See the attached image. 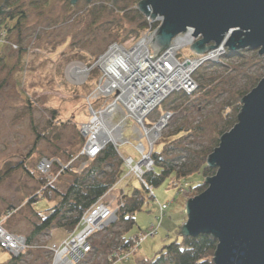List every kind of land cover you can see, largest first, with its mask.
<instances>
[{"label":"rangeland","instance_id":"1","mask_svg":"<svg viewBox=\"0 0 264 264\" xmlns=\"http://www.w3.org/2000/svg\"><path fill=\"white\" fill-rule=\"evenodd\" d=\"M136 1L114 0L110 4V0H78L73 6L68 0L7 3V9L23 15L20 26L8 33L16 49L0 46V220L7 212L15 211L2 223L7 231L27 238L33 224L38 223L36 215L45 218L59 201L57 194L50 193L49 199L43 196L45 184L40 189V178L35 172L40 157L56 158L62 166L69 167L53 183L61 192L73 173L81 168L84 160L76 159L81 146L77 130L88 118L85 99L95 88V73L100 72L93 68L86 79L77 83L69 78L67 71L72 66L83 67L93 62L114 43L129 49L137 41L141 20ZM7 22L12 28L13 21ZM189 47L182 48V58L195 56ZM263 77L264 57H259L256 51L244 50L239 57L225 56L200 66L194 74L198 89L193 98L169 96L147 118L146 123L152 125L165 111L173 113L154 145L156 154L164 152V161L159 164L187 168L198 160V154L214 149L220 133L231 129L224 123L221 107L237 96L238 91L248 93ZM133 127L127 122L124 137L136 143L135 137L132 138ZM120 149L123 154L138 159L130 147ZM19 163L22 166L16 168ZM113 163L114 167L105 166V171L118 167L116 161ZM119 168H122V182L107 200L110 198L115 204L123 194L126 204L129 198L137 196L132 195V188L142 193L143 188L134 178L125 177L126 170L121 165ZM155 168L159 170L156 165ZM55 173L56 169L52 174ZM199 178L200 174H194L189 180ZM169 181L153 188L156 198L144 201L126 235L133 237L145 232L156 221L158 203L169 202L157 234L145 239L128 260L115 264H147L179 238L177 234L186 222L185 203L196 195L193 191L177 195L179 190L169 187ZM30 197L36 200L30 203ZM124 231L123 223L118 220L105 232L93 236L91 252L78 264H106ZM72 232L54 227L44 231L31 243L35 248L26 251L18 264H52L53 254L48 247L60 244ZM10 258L11 254L0 248V264H6Z\"/></svg>","mask_w":264,"mask_h":264},{"label":"built area","instance_id":"2","mask_svg":"<svg viewBox=\"0 0 264 264\" xmlns=\"http://www.w3.org/2000/svg\"><path fill=\"white\" fill-rule=\"evenodd\" d=\"M144 18L148 25L145 35L143 34L144 36H141L142 38L140 37L129 49H126L122 44L114 43L108 47L106 52L97 57L91 66H72L67 73L70 79L80 82L88 77L93 68L100 72L95 88L85 99L88 118L78 125L83 144L76 159L85 160L81 169L95 159L107 146H111L121 161L123 169L126 170L125 177L137 180L147 195L155 199L153 187L145 182L144 176L153 170L154 145L167 127L168 120L172 118L173 113L165 111L152 125L146 123L147 118L169 96L180 93L193 98L198 89L194 78L196 71L206 61L212 60L211 58L223 59L227 50L220 46L201 56H194L191 59L182 58L180 56L182 48L191 46L195 41L191 36L193 30L187 29L185 33L171 41L167 50L152 60L153 53L150 43L163 18L159 16L154 20H150V17ZM140 44L145 46V50L139 51L137 54L136 51ZM0 46L16 49V46L9 41L7 31L2 28H0ZM74 69H78L81 74H71ZM135 69L137 72H134ZM130 81H133V87L131 83L128 84ZM131 89L135 92V96L132 95ZM157 90L158 94L155 93ZM127 122L134 126L132 138L135 137L136 143H132L130 139L124 137ZM125 146L133 150L137 160L134 156L121 152L120 148ZM54 169H56V173L52 174ZM36 170L40 175L46 177V187H48L62 175L65 167L56 158L43 157L37 163ZM120 182L122 181L119 180L118 185ZM112 190L86 210L80 217L76 229L66 239L60 244H52L48 247L53 254L52 264H78L91 252V238L98 233L105 232L111 225L117 223L118 214L124 208L125 203L123 194H121L119 202L115 204L112 199L107 200ZM184 193L189 194L190 190L183 187L177 191L179 196ZM168 207L169 202L158 203L155 223H151L148 229L138 235L135 242L129 247L114 248L108 255L106 264L128 260L137 252L139 245L145 239L156 235ZM14 212L13 210L7 212L0 220V248L8 251L11 256L18 257L35 247L28 245L25 236L11 233L2 225L4 220L10 218Z\"/></svg>","mask_w":264,"mask_h":264},{"label":"water","instance_id":"3","mask_svg":"<svg viewBox=\"0 0 264 264\" xmlns=\"http://www.w3.org/2000/svg\"><path fill=\"white\" fill-rule=\"evenodd\" d=\"M136 8L150 20L163 18L150 43L152 60L187 29L195 56L223 46L264 57V0H141ZM240 102L236 123L207 156L215 174L186 201V222L177 234L212 236L213 264H264V77Z\"/></svg>","mask_w":264,"mask_h":264},{"label":"trees","instance_id":"4","mask_svg":"<svg viewBox=\"0 0 264 264\" xmlns=\"http://www.w3.org/2000/svg\"><path fill=\"white\" fill-rule=\"evenodd\" d=\"M110 1L112 2V0ZM140 1L141 0H137L135 5L137 6ZM136 11L138 17L141 20V23L139 24V32L135 38L138 40L146 32L148 25L144 16L139 13L138 10ZM22 18V12L15 14V12L12 10L10 11L7 20H0V28L6 30L7 33H10L12 32V29H16L20 26ZM8 20L13 21L12 28L9 27L7 22ZM240 53L241 51H227L226 57L236 58L240 56ZM1 61L2 59L0 58V64ZM92 63V60L87 62V66H91ZM94 72L95 70L92 71V73ZM95 75L97 76L96 79H98V72L95 73ZM257 80V78H254V81ZM236 94L237 96L229 99L220 109V113H223L225 117L224 123L227 127L229 126V129L232 128L236 123V117L241 107L240 101L247 93L238 91ZM224 133L225 131H222L220 134L222 135ZM78 135L81 141V146L79 148L80 150L83 144V139L81 138L79 131ZM217 146L218 141L215 143L214 148ZM211 150L198 154V160L194 162L192 166L187 168L186 165H181L178 168L167 166V163L160 165V161H164V152L162 151L160 154H156L155 152L152 156V159L154 160L153 170L144 176L145 182L155 188L170 180L168 183L169 187L179 190L186 185L188 188L187 190H190V193L193 191L194 195L200 194L207 187L204 184V179L213 176L216 171L215 169L206 166V159ZM40 159L41 157L38 159V162ZM113 161L118 163V167L113 168V170L110 172H107V170L105 171V166L107 168L112 166L114 167ZM120 165L122 166V163L117 157L114 149L111 146H107L95 159L88 162L85 167L82 169L79 168L73 173V178L71 181L65 183V190L63 192L56 189L53 184L46 187V177L40 175L36 171L35 167V172L40 178L41 182L40 189H42L45 184L43 196H46L49 199L50 193L57 194L59 201L54 204L50 214L45 218L36 215V217L39 218L38 223L33 224V229L26 238L28 245L31 246V243L39 235L53 227L62 229L63 231H74L79 223L80 217L86 212V210H88L95 202L102 198L108 191L118 187V182L122 177V168H119ZM155 165L159 167V170L156 171ZM21 166L22 164L19 163L15 167L20 168ZM10 169L11 168H9V170ZM68 170L69 167L65 168L62 175L67 173ZM5 173H8V170ZM194 174H200V178L197 181L191 182L189 178ZM131 191L133 196H137L134 198H129L130 202H126L124 208L120 210L118 214V220L123 223L125 231L121 236H119V244L114 248L118 246L121 248H127L135 242L138 237L137 235L128 237L126 234L135 224L134 215L141 211L144 201L152 199L147 195L144 189L143 193L136 188H132ZM35 200V198H29L30 203ZM216 245L217 241L210 235H199L197 237L179 236L178 239L174 240L162 249L159 257L149 261L147 264H213V256L216 250ZM21 257L22 255L18 257L11 256L10 260L6 264H18V261H20Z\"/></svg>","mask_w":264,"mask_h":264},{"label":"bare ground","instance_id":"5","mask_svg":"<svg viewBox=\"0 0 264 264\" xmlns=\"http://www.w3.org/2000/svg\"><path fill=\"white\" fill-rule=\"evenodd\" d=\"M144 50H145V46H144L143 44H140V45L138 46V51H136V52H137V54H138L139 51H142V52H143ZM132 57L134 58V56H132ZM136 59H137V58H136ZM211 59H213V58H211ZM137 69H138V68H137ZM137 69H135L134 72H137ZM84 71H85V70H84ZM84 71H83V72H84ZM196 72H197V71H196ZM71 74H73V75L78 74V75H79V74H81V73L78 72V69H74V70L72 71ZM84 74L87 75V73H85V72H84ZM127 78L129 79V76H127ZM77 83H78V81H77ZM130 83H131V85H132V87H133V81H130L128 84H130ZM126 85H127V84H126ZM131 90H132V95L135 96V95H136L135 92L133 91V89H131ZM152 92H153V91H152ZM155 93L158 94V93H159L158 90H157ZM178 94H179V95H182V94H180V93H177V95H178ZM132 95H131V97H133ZM149 95H150V94H149ZM174 95H175V94H174Z\"/></svg>","mask_w":264,"mask_h":264},{"label":"flooded vegetation","instance_id":"6","mask_svg":"<svg viewBox=\"0 0 264 264\" xmlns=\"http://www.w3.org/2000/svg\"><path fill=\"white\" fill-rule=\"evenodd\" d=\"M9 0H0V20L8 19L11 10L7 9V3Z\"/></svg>","mask_w":264,"mask_h":264}]
</instances>
